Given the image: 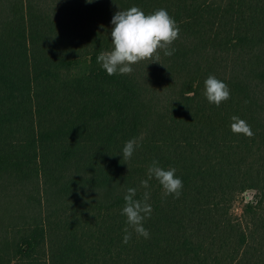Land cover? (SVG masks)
<instances>
[{
    "label": "trees",
    "instance_id": "16d2710c",
    "mask_svg": "<svg viewBox=\"0 0 264 264\" xmlns=\"http://www.w3.org/2000/svg\"><path fill=\"white\" fill-rule=\"evenodd\" d=\"M21 1L0 18V264H264V0ZM134 5L175 19V52L108 75L96 57ZM153 160L179 198L141 185ZM129 187L150 192L147 239L121 214Z\"/></svg>",
    "mask_w": 264,
    "mask_h": 264
},
{
    "label": "clouds",
    "instance_id": "9594fccd",
    "mask_svg": "<svg viewBox=\"0 0 264 264\" xmlns=\"http://www.w3.org/2000/svg\"><path fill=\"white\" fill-rule=\"evenodd\" d=\"M94 0H86L93 3ZM111 49L100 52L97 63L108 75H127L133 71V65L140 61H160L159 50L164 55L171 56L175 52L169 46L178 38L179 28L175 19L166 9H158L153 13H145L138 6H131L126 10H119L111 20ZM204 95L209 103L217 107L230 98L228 85L209 75L204 81ZM231 130L234 133L253 135L247 122L237 116L232 117ZM140 145L135 138L125 142L121 153L125 162L130 159ZM155 178L163 189V195H174L176 198L182 193L183 181L176 175L175 168L160 166L158 160H153L148 169V179L142 180L141 185L148 189L149 180ZM137 189L129 187L123 199L125 201L121 214L126 217V224L138 236L145 239L150 237L149 230L144 226V221L152 213V205L147 201L150 192L145 191L142 199H137ZM132 233L125 229L123 243H128Z\"/></svg>",
    "mask_w": 264,
    "mask_h": 264
},
{
    "label": "rangeland",
    "instance_id": "374dc122",
    "mask_svg": "<svg viewBox=\"0 0 264 264\" xmlns=\"http://www.w3.org/2000/svg\"><path fill=\"white\" fill-rule=\"evenodd\" d=\"M18 1V3H20L21 0H0V18H4L5 16L8 15L9 11H10V7L12 5V3ZM24 2H22V4L25 6V4H29V2L31 1L32 3L38 4L39 6H41L42 8H45L47 11L49 12H53V7L57 4V1H65V2H69L71 4L75 3V0H23ZM10 15H12V11H10ZM253 192H248L246 194V200L251 199ZM239 212L241 211V206L238 205V209Z\"/></svg>",
    "mask_w": 264,
    "mask_h": 264
}]
</instances>
